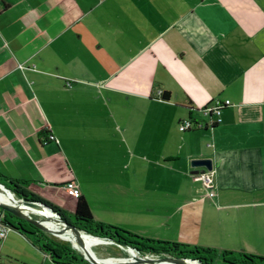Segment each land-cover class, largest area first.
I'll return each instance as SVG.
<instances>
[{"label":"crops","instance_id":"0c3cea01","mask_svg":"<svg viewBox=\"0 0 264 264\" xmlns=\"http://www.w3.org/2000/svg\"><path fill=\"white\" fill-rule=\"evenodd\" d=\"M0 9L3 176L72 213L74 184L95 222L145 238L264 257V0ZM217 99L231 105L212 126L203 109ZM184 119L204 127L182 132ZM194 159L212 160V189ZM0 264L74 263L11 228Z\"/></svg>","mask_w":264,"mask_h":264},{"label":"trees","instance_id":"16d2710c","mask_svg":"<svg viewBox=\"0 0 264 264\" xmlns=\"http://www.w3.org/2000/svg\"><path fill=\"white\" fill-rule=\"evenodd\" d=\"M162 97L167 99L169 94L164 93ZM0 184L4 185L14 195L18 196L19 199L36 204H43L44 206L50 208L66 222L74 225L80 230H83L89 235L101 239H109L111 242L119 245H126L127 247L136 249L139 252L155 254L166 253L175 258H185L191 260L197 259L202 264H213V258H209V256L212 257L214 253H217V250L215 249L154 240L133 234L117 226L97 223L93 219V214L87 200L81 195L77 198L75 210L71 215L74 217V222H70L60 206L20 189L30 186L32 181L11 179L0 173ZM0 214L3 215L5 223H7L11 228L18 229L24 234L30 236L33 242L45 252L50 254L57 263L68 262L74 264H89L85 262L84 259L77 260L78 258L75 256V250L68 246L57 244L54 240L48 238L45 231L37 226L3 210L1 207ZM125 235L129 236L132 240L128 241L127 238H124ZM220 263L264 264V257L248 255L242 252L221 251Z\"/></svg>","mask_w":264,"mask_h":264},{"label":"rangeland","instance_id":"374dc122","mask_svg":"<svg viewBox=\"0 0 264 264\" xmlns=\"http://www.w3.org/2000/svg\"><path fill=\"white\" fill-rule=\"evenodd\" d=\"M20 189L22 191L25 190L28 193H32L38 197L44 198L45 200L57 205L55 202H53V200L47 199L43 196L42 191H44V188H41L42 190H35L31 186H28L26 188H20ZM47 191H50L51 193L55 194L56 195L55 197H57L58 199H66L65 193L62 190L57 189L56 187H53L50 190L47 189ZM67 193H68V191H67ZM0 194L7 201H9L8 203H10L14 208H16V209L18 208V211L20 213L27 214L29 217H32L35 219L47 220L45 223H42V225H43L44 229L46 228L45 233L47 234L48 238L54 240V242H56L59 245H63V246L65 245V246H68V247L72 248L73 250H75V252H76L75 256L78 258L77 260L84 259L82 254H81V253H83V251H81V253L79 252L80 250H82V247L76 243L77 244V245H75L76 249L74 248V244L72 243L73 240H72L70 234L65 233L61 227H59L58 225H55L54 223H49L48 222L49 220L45 219L44 216H48V217L52 216L53 211L50 208L44 206L43 204H39L42 206L41 207L42 209H40V210L34 209V208L32 210L31 208H27L25 206V204L18 202L19 201L18 196L13 195L9 191L3 189L1 186H0ZM68 195L70 197L69 193H68ZM61 208L65 212V215H67L69 221L74 222V217L71 216L72 212L65 209L63 206ZM124 238H127L128 241L132 240L127 235H125ZM82 239H83V241H86L87 248H89V251L91 253H93L94 255H97L98 257L106 258L109 261L110 260L112 261V260L117 259V258H127L128 254L130 252V248L124 249L121 245L116 244L114 242H111L109 239H106V238L102 239L103 242L106 241L105 243H102V241L96 240L94 237H91L87 234H83ZM140 255L143 257L144 256H150L151 257V255H155V257H161V258L171 256V255L166 254V253L155 254V253H146V252H140ZM209 255H211V254H209ZM209 255H207V256H209ZM220 255H221V251H217V253L213 254L214 257L209 256V258H213V262H212L213 264H221L220 263ZM85 262L90 264L89 261H85ZM198 262H200V261H198ZM167 264H169V263L167 262ZM194 264H197V263H194Z\"/></svg>","mask_w":264,"mask_h":264},{"label":"water","instance_id":"95a60500","mask_svg":"<svg viewBox=\"0 0 264 264\" xmlns=\"http://www.w3.org/2000/svg\"><path fill=\"white\" fill-rule=\"evenodd\" d=\"M192 167L195 168H204L205 171H211L213 170V162L211 159H194L191 162ZM0 186L9 191L10 193H12L10 190H8L4 185L0 184ZM13 194V193H12ZM14 195V194H13ZM19 203H23L25 204V206L27 208H31V209H42L41 205L33 203V202H28L25 201L23 199H19L18 201ZM0 207L7 211L10 212L12 214H14L15 216L22 218L26 221H28L29 223L37 226L38 228L42 229L43 231H46V228L44 229L42 223H45L47 220H38L32 217H29L27 214H22L18 211V208H14L10 203L4 202L0 200ZM26 208V209H27ZM29 210V209H28ZM52 216H44L45 219L53 220L55 221V223L58 224L59 227H61L63 229V231L65 233H71L72 236L75 237L76 241L79 243V245L85 250V255L84 258L87 259V261L90 262V264H158L160 262H169V263H173V264H194L196 263L194 260H187L185 258H175V257H165V258H160V259H155V258H150V257H140L137 256V254H140L139 251H137L136 249L130 248L131 250H134L135 254H131L129 252L128 254V259H132V260H127V261H116V262H109L106 259H99L97 260L96 258H94V256L91 254V252L88 250L87 245L83 242V234H87L86 232H84L83 230L78 229L77 227H75L74 225L66 222L63 218H61L56 212H52ZM89 235V234H87ZM91 237H94L92 235H89ZM97 238V237H94ZM124 249H128L129 247H127L126 245H121ZM137 253V254H136ZM132 255V256H130ZM133 257V258H132ZM197 264H202L200 262H198Z\"/></svg>","mask_w":264,"mask_h":264},{"label":"built area","instance_id":"2783aa9c","mask_svg":"<svg viewBox=\"0 0 264 264\" xmlns=\"http://www.w3.org/2000/svg\"><path fill=\"white\" fill-rule=\"evenodd\" d=\"M0 12H1V9H0ZM229 105H231L230 100H220V99L214 100L210 104H208L203 109V113L207 117L210 118L209 124L212 126L220 124L222 122L223 111ZM203 127H204L203 123L194 121L192 119H184L179 124V130L182 132L189 131V130L196 129V128H203ZM48 139L50 141H56V137L52 134L48 136ZM212 176H213V171L211 170L208 173L202 174V176L200 177V179L203 180L205 187L208 189L213 188V177ZM67 191L70 194V196L74 198H78L81 195L79 189L74 184H69L67 186ZM10 231H11V227L7 223H5L3 215L0 214V240H4L8 236ZM137 256L143 257L140 254H137ZM145 257H150V256H144V258ZM169 257H172V256H169ZM150 258L160 259L161 257H155V255H151ZM187 260L189 261L191 259H187ZM194 261L198 263L197 260H194Z\"/></svg>","mask_w":264,"mask_h":264},{"label":"bare ground","instance_id":"6f19581e","mask_svg":"<svg viewBox=\"0 0 264 264\" xmlns=\"http://www.w3.org/2000/svg\"><path fill=\"white\" fill-rule=\"evenodd\" d=\"M0 200L1 201H4V202H9V201H7L1 194H0ZM33 210V209H32ZM38 211V210H37ZM53 216V215H52ZM54 217V216H53ZM49 223H54L55 225H58L57 223H55V221H53V220H50V221H48ZM69 233V232H68ZM70 234V236H71V238H72V240L74 241V242H76L77 244H79L77 241H76V239H75V237L74 236H72L71 235V233H69ZM96 240H100V241H102V243H105V242H103V240L101 239V238H95ZM85 244H86V241H83ZM76 245V244H75ZM87 245V244H86ZM76 247V246H75ZM84 250V249H83ZM89 250V249H88ZM81 251V250H80ZM130 253L131 254H135V252H134V250H131L130 249ZM83 255H85V250L83 251V253H82ZM130 256H132V255H130ZM94 258H96L95 256H94ZM133 258V257H132ZM97 260H99V258H96ZM127 260H132V259H128V258H117V259H114V260H108L109 262H115V261H127ZM169 263V262H168ZM158 264H167V262H160V263H158ZM169 264H173V263H169Z\"/></svg>","mask_w":264,"mask_h":264},{"label":"flooded vegetation","instance_id":"af4514ba","mask_svg":"<svg viewBox=\"0 0 264 264\" xmlns=\"http://www.w3.org/2000/svg\"><path fill=\"white\" fill-rule=\"evenodd\" d=\"M194 260H197V259H194Z\"/></svg>","mask_w":264,"mask_h":264}]
</instances>
